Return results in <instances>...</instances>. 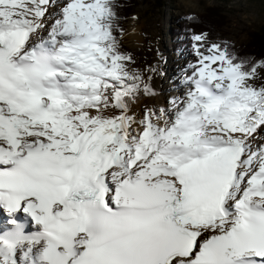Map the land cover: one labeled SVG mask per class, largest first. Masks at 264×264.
Wrapping results in <instances>:
<instances>
[{
    "label": "snow or ice",
    "instance_id": "obj_1",
    "mask_svg": "<svg viewBox=\"0 0 264 264\" xmlns=\"http://www.w3.org/2000/svg\"><path fill=\"white\" fill-rule=\"evenodd\" d=\"M117 8L0 0V264H264V59L193 32L138 115Z\"/></svg>",
    "mask_w": 264,
    "mask_h": 264
},
{
    "label": "rangeland",
    "instance_id": "obj_2",
    "mask_svg": "<svg viewBox=\"0 0 264 264\" xmlns=\"http://www.w3.org/2000/svg\"><path fill=\"white\" fill-rule=\"evenodd\" d=\"M138 1L140 4L127 20L122 43L126 52L134 57L135 63L131 67L135 69L151 65L155 57L159 58V51L163 50L168 55L167 66L170 69L168 73L164 70L163 79L166 85L170 86V91H167L169 99L180 97L184 93L186 85L183 88L180 85L184 83L188 64L195 60L190 37L197 31H193L190 26L187 18L189 15L204 16L210 12L218 14L217 18L223 26L216 24V30L210 33L211 40H226L237 45L246 40L248 29L257 28L264 23V0ZM162 2L164 5H161ZM220 13L224 15V21ZM130 21L134 22L136 27H141L144 40L139 48L131 47L130 42L125 39ZM162 88L167 89L165 85H162ZM261 136H264V132ZM260 142L264 143V140Z\"/></svg>",
    "mask_w": 264,
    "mask_h": 264
},
{
    "label": "trees",
    "instance_id": "obj_3",
    "mask_svg": "<svg viewBox=\"0 0 264 264\" xmlns=\"http://www.w3.org/2000/svg\"><path fill=\"white\" fill-rule=\"evenodd\" d=\"M118 8L117 12L119 15V24L126 30V23L129 16L135 11L136 7L140 4L138 0H117ZM161 5H164L162 2ZM195 19L190 20L189 24L192 27L193 31L196 29L197 32L207 31L208 33H213L216 30L217 25L223 24L217 18L218 14L208 13L207 15H197L192 14ZM222 21L224 18L221 13ZM216 26V27H215ZM204 28V29H203ZM198 29V30H197ZM247 38L244 42L237 45L234 42H231L230 45L234 51L241 57H252L256 60H261L264 58V23L257 28H250L247 31ZM213 35V34H212ZM122 39V38H121ZM123 49L126 51L125 45L122 43Z\"/></svg>",
    "mask_w": 264,
    "mask_h": 264
},
{
    "label": "bare ground",
    "instance_id": "obj_4",
    "mask_svg": "<svg viewBox=\"0 0 264 264\" xmlns=\"http://www.w3.org/2000/svg\"><path fill=\"white\" fill-rule=\"evenodd\" d=\"M143 35L141 32V27H136L134 25V22H129L128 25V29L125 33V39L126 41L130 42V46L133 48H139L142 44H143ZM159 54V58L155 57V60L153 61V63L151 65H158L160 70H161V74L157 75L155 80L153 81L154 85L156 86L157 89V95L155 97H151V98H145V97H141V99L133 106L134 111L139 115L142 113V109L144 107L145 104H147L148 106H162L165 105L167 100H170L168 97V92L170 91V86L166 85V83L164 82V70H166V73L169 72V66H167V62H168V55L162 50L158 52ZM189 65V64H188ZM146 67H142V69H145ZM162 85H165L167 87V89H163ZM185 85V83L181 84V88H183ZM167 92V93H166ZM3 225V224H2Z\"/></svg>",
    "mask_w": 264,
    "mask_h": 264
}]
</instances>
